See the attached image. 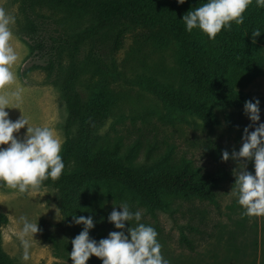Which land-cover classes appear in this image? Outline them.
I'll list each match as a JSON object with an SVG mask.
<instances>
[{
  "label": "rangeland",
  "instance_id": "obj_1",
  "mask_svg": "<svg viewBox=\"0 0 264 264\" xmlns=\"http://www.w3.org/2000/svg\"><path fill=\"white\" fill-rule=\"evenodd\" d=\"M260 9L264 8L251 2L242 14L243 22L233 21L252 40V51L263 63L262 72L239 87L260 101L261 119L256 125L264 122V36L254 41L249 27ZM36 10L29 9L26 0H0V12L14 21L9 25V42L18 56L11 66L14 81L0 86V95L20 89V100L10 99L6 108L10 118L16 120L23 115L30 125L52 128L62 141V151L67 139L68 112L57 81L58 77L63 78L59 56L36 44L43 42L48 46L54 37L71 41L69 32L77 27H69L46 8ZM27 18L36 24L35 30L22 29ZM194 33L204 43L215 40L198 28H194ZM135 34L126 33L121 47L114 52L115 33L107 31L96 37L93 47L89 41L82 45L77 55L76 88L83 101L102 87L105 68L120 74L110 86L116 103L98 134L111 145L118 143L119 155L131 165L151 170L187 165L199 175L222 176L214 201L173 197L168 211H150L137 205L142 210L141 219L159 228L161 254L170 264H264V215H242L243 208L229 192L235 182L233 170L245 163L247 170L254 172L253 162L232 158L224 161L220 155L224 150H239L243 130L252 124L244 107L215 108L220 120L217 125H208L196 116L185 118L173 113L147 86H179L183 72L176 68L171 50L137 46ZM87 55L90 62L80 66ZM63 74L67 77L71 73ZM26 127L14 135L22 138ZM249 130H254V126ZM0 213L9 219L1 227L2 247L16 263L72 264L68 252L72 250L73 237L64 224L55 187L40 183L24 192L7 185L0 187ZM24 218L39 227L37 233L25 237L29 242L27 249L20 237Z\"/></svg>",
  "mask_w": 264,
  "mask_h": 264
},
{
  "label": "trees",
  "instance_id": "obj_2",
  "mask_svg": "<svg viewBox=\"0 0 264 264\" xmlns=\"http://www.w3.org/2000/svg\"><path fill=\"white\" fill-rule=\"evenodd\" d=\"M203 2L205 0H185L183 4L177 0H26L33 12H38L37 7L46 8L60 17L61 22L69 23V27H77L69 32L73 37L71 41L54 37L48 46L43 42L36 44L39 48L46 47L47 51H56L59 56L63 78L58 77L57 81L68 112L67 139L60 153L65 168L58 179L48 178L41 184L58 190L64 224L73 238L83 229V224L74 222V215L92 216L94 227L89 230V236L97 241L107 237L110 231H120L107 216L114 206L122 210L118 205L121 202H126L132 211L138 209L137 205L150 211H168L173 197L216 199L215 188L221 174L199 175L187 165L155 170L131 165L119 155L118 143L111 145L98 134L116 103L110 86L120 76L117 70L105 68L102 87L93 90L86 101L76 88V59L82 45L89 41L93 47L97 36L110 31L115 33V52L121 47L123 36L135 32L137 46L171 50L176 68L183 72L179 86H147L173 113L185 118L196 116L208 125H217L220 120L215 108H241L246 100L255 101L239 90L263 70L262 61L252 51V40L233 22L230 28L222 27L211 43L201 41L194 29L185 30L181 18ZM35 28L36 24L27 18L22 29ZM257 28L262 31L256 37L259 39L264 36V9L255 13L250 33ZM61 57L66 59L60 60ZM89 62L90 55H87L80 66ZM65 71L71 74L65 77ZM5 185L0 181V187ZM8 221L7 215L0 213V264H18L2 247L1 227ZM140 222L150 225L145 219ZM131 223L134 226L136 222L125 221L126 234ZM154 229L159 231L157 226ZM87 264H102V260L91 255Z\"/></svg>",
  "mask_w": 264,
  "mask_h": 264
},
{
  "label": "clouds",
  "instance_id": "obj_3",
  "mask_svg": "<svg viewBox=\"0 0 264 264\" xmlns=\"http://www.w3.org/2000/svg\"><path fill=\"white\" fill-rule=\"evenodd\" d=\"M252 0H205L198 7L187 11L181 20L185 30L191 32L198 28L214 39L223 28H230L231 23L241 24L242 13ZM183 4L185 0H177ZM256 6L264 8V0H255ZM12 18L0 12V86L11 84L14 73L11 66L18 56L10 44L12 32L10 23ZM259 28L253 30V40L261 34ZM21 90L0 95V181L8 187L24 192L29 188H36L48 178L56 180L65 168L61 156L62 141L54 130L48 126H33L21 115L12 120L6 108H9L10 99L19 101ZM259 99L246 100L244 112L252 124L246 126L241 137L239 150L229 153L222 152V160H251L254 172L244 167L233 170L235 182L231 191L236 202L243 208L242 215H264V122L260 121ZM18 108V107H16ZM26 127L23 137L14 133ZM254 126V130L249 128ZM6 145V147H4ZM117 205V204H114ZM118 211L116 207L108 214L107 220L120 231H110L105 238H90L89 230L94 227V220L89 216H73L76 224H83V229L71 240L72 250L68 256L72 264H86L91 255L101 258L102 264H170V261L161 254L162 245L157 240L158 233L151 225L141 223L142 210H130L126 202H121ZM125 221H135V225L127 228ZM39 231L38 223L26 218L23 219L21 242L25 249L29 242L25 237Z\"/></svg>",
  "mask_w": 264,
  "mask_h": 264
}]
</instances>
